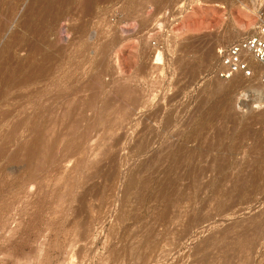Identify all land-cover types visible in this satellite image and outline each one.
<instances>
[{"label": "rangeland", "instance_id": "374dc122", "mask_svg": "<svg viewBox=\"0 0 264 264\" xmlns=\"http://www.w3.org/2000/svg\"><path fill=\"white\" fill-rule=\"evenodd\" d=\"M262 22L264 0H0V264H264L260 77L214 74Z\"/></svg>", "mask_w": 264, "mask_h": 264}, {"label": "built area", "instance_id": "2783aa9c", "mask_svg": "<svg viewBox=\"0 0 264 264\" xmlns=\"http://www.w3.org/2000/svg\"><path fill=\"white\" fill-rule=\"evenodd\" d=\"M214 74L221 80L236 76L252 79L259 74L264 84V22L257 24L249 36L221 49Z\"/></svg>", "mask_w": 264, "mask_h": 264}, {"label": "bare ground", "instance_id": "6f19581e", "mask_svg": "<svg viewBox=\"0 0 264 264\" xmlns=\"http://www.w3.org/2000/svg\"><path fill=\"white\" fill-rule=\"evenodd\" d=\"M244 29V28H241V30ZM214 49V48H213ZM155 59H160V53L158 52L156 54V57ZM259 66V65H258ZM253 90L254 91V99L259 102V103H263L264 104V84L260 83L257 85V87H255ZM253 93V92H252ZM253 99V97H252Z\"/></svg>", "mask_w": 264, "mask_h": 264}]
</instances>
